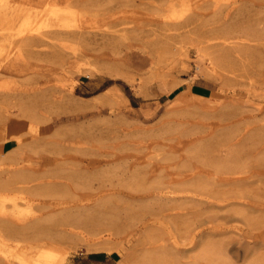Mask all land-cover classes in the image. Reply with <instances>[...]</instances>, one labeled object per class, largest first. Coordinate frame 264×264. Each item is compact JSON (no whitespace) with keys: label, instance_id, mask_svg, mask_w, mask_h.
<instances>
[{"label":"rangeland","instance_id":"1","mask_svg":"<svg viewBox=\"0 0 264 264\" xmlns=\"http://www.w3.org/2000/svg\"><path fill=\"white\" fill-rule=\"evenodd\" d=\"M172 2L173 7L167 9L168 3ZM40 13L43 14L39 17ZM214 45L215 48H212ZM188 90L210 98L209 101L204 100L208 101L204 109H189L193 95ZM182 92L181 98L177 99ZM27 106L32 107L30 111ZM21 108L34 113L36 118L38 115V119L32 118V122L29 117L11 121L5 119L7 113H18ZM0 118V122L5 119L0 125L3 127L0 144L2 141L4 143L0 148L5 147L8 151L35 138L40 140L30 143L34 145L27 147L28 150H23L26 162L33 166L40 164L34 173L41 180L4 189L2 185L9 184L10 180L7 176L0 180V211L4 209L19 216L21 231L27 232L21 235V239L26 242L17 240L20 243H15L33 248L25 253L29 264H90V256L96 252L104 256L101 264H192V258L201 250L202 243L196 238L191 247L189 230L199 220H208L212 216L217 219L210 223L205 221L199 230L208 224L204 230L209 229L206 232L211 234L212 240L219 243L225 240L221 242L225 258H219L218 264H264V226H260L264 223V182L261 184L258 182L259 176H254V173L264 175V0H0ZM43 136L48 138L44 140ZM61 138L65 139L64 142L60 141ZM51 142L56 145H51ZM71 146L78 147V150L73 148V153ZM85 148L93 150L87 151ZM95 155L98 157L95 158ZM63 161L65 167H62ZM224 161L234 163L236 169L234 164L232 166ZM211 162L216 163L215 166ZM110 163L114 165V171L110 170ZM248 163L250 167L246 165L245 170L241 164L245 166ZM47 164L50 165L47 167ZM217 164H221L220 167ZM221 167L224 172L220 170ZM250 168L252 171L249 172ZM82 169L88 174L80 171ZM230 170L233 172L228 174ZM66 171H70V174ZM102 172L107 173L106 176ZM235 172L238 177L234 175ZM34 173H29L31 176L27 173L28 178H35ZM47 173L53 178L72 174L75 178L70 181L71 185L78 189L67 188L66 191L64 185H52L53 189H49L51 185L46 186L42 182V178L49 176ZM38 174L43 177H38ZM204 176L210 183L203 179ZM249 176L253 178L252 181ZM242 177H249L251 182L248 181V185L240 182L235 185L232 181L233 185L229 183V187L228 183L218 181ZM78 179L83 181L79 182ZM198 179L203 180L200 182ZM102 180L104 184L101 186ZM253 180L258 186L251 187ZM203 181L207 184H201ZM73 183L78 184L75 186ZM79 183L88 184V187L84 186L85 191ZM160 183L162 186L158 187ZM199 184L204 187H199ZM208 184L215 190L207 189L210 188V185L205 186ZM43 185L47 193H43V190L36 193L35 190ZM217 185H221L220 188L225 185L226 188L222 189L227 192L223 193ZM31 186L34 193L29 190ZM96 186L98 190H95ZM177 186L185 192L182 193ZM196 186L204 189L195 190L198 189ZM156 187L162 188L160 192L156 191ZM236 188L240 193L247 190L248 196L236 193ZM217 190L221 191V196L222 193L228 194L221 198ZM212 192L213 196H210ZM82 193L94 197L78 210L76 203L80 200L77 194ZM214 194L224 200L216 197L217 204L213 199ZM28 197L30 201L25 204L24 200ZM181 198L188 200V203ZM189 199L196 200V205L200 201L207 205L199 204L200 208L193 201V204L190 203ZM56 202L62 204L60 208L46 207ZM94 205L97 207L94 208ZM240 206L244 208L243 211ZM210 208L215 209L207 212ZM205 211L210 214L204 215ZM247 211L252 213L251 217ZM211 212L214 213L211 215ZM238 212L239 216H243L237 217ZM198 213L199 216L196 215ZM224 213L230 215L227 220L223 219L225 223L220 219L227 218ZM46 214L49 216L46 217ZM200 214L206 217L203 219ZM80 215L82 220L79 219ZM50 216L55 218L52 217L53 220L49 222ZM75 217H79L82 225ZM37 218H41V221L36 224ZM258 218H261L260 221ZM133 219L137 222L135 225ZM44 221L47 223L44 224ZM214 222L220 226H215ZM257 223H260V228ZM39 225L42 227L39 228ZM56 225L62 226V230ZM70 227L75 230L74 234L67 233ZM30 237L31 240L28 239ZM2 243L0 240V264H5L8 254L4 258ZM173 247L182 251L175 255L177 252L172 250ZM178 255L182 258L180 263H177ZM198 263L205 264L203 261L195 264Z\"/></svg>","mask_w":264,"mask_h":264},{"label":"bare ground","instance_id":"2","mask_svg":"<svg viewBox=\"0 0 264 264\" xmlns=\"http://www.w3.org/2000/svg\"><path fill=\"white\" fill-rule=\"evenodd\" d=\"M179 1H182V0H179ZM52 2V1H51ZM74 4V3H73ZM77 4V3H76ZM173 2L172 3H168V5H167V9L169 8H171V7H173ZM47 5H49V4H47ZM77 5H79V4H77ZM71 6V5H70ZM76 6V5H75ZM71 8V7H70ZM70 8H68V9H70ZM67 9V8H66ZM35 10H37V9H34V11ZM72 10V9H71ZM240 13H242V12H240ZM37 14V13H36ZM41 15H39V17L40 16H42V14L43 13H40ZM26 15V14H25ZM28 15L30 16V14L28 13ZM242 15H244V14H242ZM28 16V17H29ZM59 16V15H58ZM24 18V17H23ZM26 18H27V15H26ZM36 18H37V16H36ZM24 20V19H23ZM38 20V19H37ZM65 20V19H64ZM26 21H28V20H26ZM25 21V22H26ZM60 21V20H59ZM30 22V21H29ZM67 22V21H66ZM36 23V22H35ZM31 25V24H30ZM34 26V25H33ZM175 26V25H174ZM28 27H29V25H28ZM31 28H32V26H31ZM229 29V28H228ZM231 29V28H230ZM236 30V29H235ZM228 31V30H227ZM229 32V31H228ZM227 32V33H228ZM232 32V31H231ZM217 33V32H216ZM214 36V35H213ZM215 37V36H214ZM212 38V37H211ZM217 39V38H216ZM22 40H25V39H22ZM32 41V40H31ZM33 42V41H32ZM38 42V41H37ZM35 43V42H34ZM235 43V42H234ZM211 46H213V45H211ZM215 46L216 45H214V47H212V48H215ZM217 46L219 47V49L221 48L218 44H217ZM222 46V45H221ZM255 47V46H254ZM209 48H211V47H209ZM208 48V49H209ZM211 48V49H212ZM226 49V48H225ZM222 50V49H221ZM211 51V50H210ZM214 51V49H212V52ZM223 51V50H222ZM222 51H221V53H222ZM225 52H226V50H225ZM223 53H224V51H223ZM214 54V53H213ZM216 54V53H215ZM224 57V56H223ZM226 57V56H225ZM228 58V57H227ZM208 59H210V58H208ZM215 59V58H214ZM213 59V60H214ZM211 60V59H210ZM210 62V61H209ZM214 62H215V60H214ZM211 63H212V61H211ZM211 63H209V64H211ZM28 92V91H27ZM188 92H190L192 95H193V98H192V101L189 103V109L190 108H194V110L196 111V110H199L200 108H203V107H205L207 104H205V102L207 103L209 100H210V98L209 97H204V96H202V95H199V94H196V93H194V92H192L191 90H188ZM183 95V92L182 93H180V94H178L177 95V99H180L181 98V96ZM15 99V98H14ZM194 99H196V100H194ZM39 100V99H38ZM204 100H208V101H204ZM33 102H35V101H33ZM37 102V101H36ZM42 102V101H41ZM33 104V103H32ZM41 104V103H40ZM228 105V104H227ZM231 105V104H230ZM32 106V105H31ZM191 106V107H190ZM225 106V105H224ZM223 106V107H224ZM13 107V106H12ZM15 107V106H14ZM28 108H29V111H30V109L32 108V107H30V106H27ZM26 107V108H27ZM40 106H38L37 108H39ZM210 107V106H209ZM208 107V108H209ZM232 107H233V105H232ZM247 107V106H246ZM41 108H43V107H41ZM213 108V107H212ZM233 108H235V107H233ZM237 108V107H236ZM34 109V108H33ZM32 109V110H33ZM204 109V108H203ZM211 109V108H210ZM241 109V108H240ZM24 110H25V108H24ZM27 110V109H26ZM206 110H208V109H206ZM34 111V110H33ZM199 112V111H198ZM5 113V112H4ZM3 113V114H4ZM29 113V114H28ZM40 113V112H39ZM43 113V112H42ZM200 113V112H199ZM202 113V112H201ZM214 113V112H213ZM234 113V112H233ZM33 114L34 113H32V112H26V111H23L22 110V108H21V110L19 109V112L17 113H13V112H11L10 114H8L7 113V115H6V118L5 119H7V120H15L16 118H19V117H21L22 119H23V117H26V119H27V117H29V118H31V122L33 121L32 120V118H36V117H34L33 116ZM206 114V113H205ZM209 114H211V113H209ZM208 114V115H209ZM232 114V113H231ZM231 114H229V115H231ZM235 114H236V112H235ZM234 114V115H235ZM238 114V113H237ZM5 115V114H4ZM4 115H2L3 117H5ZM40 115V114H39ZM204 115V114H203ZM212 115V114H211ZM241 115H242V113H241ZM41 116H43V115H41ZM46 116V115H45ZM205 116H207V114L205 115ZM210 116V115H209ZM233 116V115H232ZM231 116V117H232ZM3 117H1V118H3ZM228 118L230 117V116H227ZM237 117V116H236ZM0 118V119H1ZM20 118V119H21ZM48 118H49V116H48ZM233 118V117H232ZM234 118H235V116H234ZM5 119H2L3 121L2 122H0L1 124L0 125H2V123L3 122H5ZM26 119L24 120V121H26ZM38 119V115H37V118H36V120ZM41 119V118H40ZM39 119V122L41 121L42 122V120H40ZM42 119H45V118H42ZM229 119H231V118H229ZM17 120V119H16ZM232 120V119H231ZM29 121V120H28ZM35 121V120H34ZM50 121H52V120H50ZM9 122V121H8ZM7 122V123H8ZM44 122H46V121H44ZM49 122V120L47 121V123ZM25 123V122H24ZM28 123V122H27ZM34 123H37L38 124V122H34ZM46 123V124H47ZM14 124H16V123H14ZM13 124V125H14ZM36 124V125H37ZM8 125H11V124H8ZM12 125V126H13ZM6 126V125H5ZM15 126V125H14ZM13 126V127H14ZM39 126V125H38ZM11 126H9V128H8V126H7V128L8 129H11V130H13L12 128H10ZM24 127H26V126H24ZM38 128V127H37ZM25 129H27V128H25ZM33 129H35V128H33ZM2 130H3V127L2 126H0V132H2ZM15 130V129H14ZM28 130H31V129H28ZM37 130V129H36ZM60 130V129H59ZM69 130V129H68ZM8 131V130H7ZM6 131V132H7ZM63 131V130H62ZM76 131V130H75ZM78 131V133H79V130H77ZM85 131V130H84ZM4 132V131H3ZM17 132V131H16ZM16 132H14V134L16 133ZM32 132V131H31ZM34 132V131H33ZM38 132V131H37ZM56 132V131H55ZM61 132V131H60ZM64 132H67V131H64ZM71 132H74L73 130L71 131ZM11 134H13L12 132H10ZM27 133H28V131H27ZM49 133V132H48ZM47 133V134H48ZM63 133V132H62ZM68 133H69V131H68ZM67 133V134H68ZM75 133V132H74ZM10 134V135H11ZM20 134V133H19ZM26 134V133H25ZM51 134V133H50ZM50 134L48 135L49 136V139H51L50 138ZM53 134H54V132H53ZM60 134V133H59ZM81 134V133H80ZM17 135H18V133H17ZM64 135H66V134H64ZM63 135V136H64ZM68 135H71L70 137H72V134H68ZM82 135H84V134H82ZM5 136V135H4ZM7 136H9V135H7ZM25 137H26V135H24ZM23 136V137H24ZM48 136H45V137H47L48 138ZM54 136H56V135H54ZM58 136V135H57ZM73 136H75V134L73 135ZM12 137V136H11ZM11 137H9V138H11ZM19 137V136H18ZM44 137V136H43ZM44 137V140L45 139H47V138H45ZM66 137H68V136H66ZM86 137V136H85ZM84 137V138H85ZM90 137V136H89ZM88 137V138H89ZM20 138H21V136H20ZM31 138H32V136H31ZM33 138H34V136H33ZM32 138V139H33ZM55 138V137H54ZM53 138V139H54ZM57 138V137H56ZM55 138V139H56ZM59 138H60V136H59ZM65 138V137H64ZM69 138V137H68ZM74 138V137H73ZM83 138V137H82ZM92 138V137H91ZM8 139V138H7ZM29 138H27V140H28ZM38 139V138H37ZM36 138H35V140L33 141H30V143H34V142H36V141H40V140H37ZM76 139V138H75ZM78 139V138H77ZM87 139V138H86ZM12 140V139H11ZM21 140V139H20ZM31 140V139H30ZM41 140H42V138H41ZM59 140V139H58ZM63 140V141H62ZM64 140L65 139H62L61 138V140L60 141H62V142H64ZM71 140H72V138H71ZM8 141H10V140H8ZM47 141V140H46ZM53 141V140H52ZM67 141V140H66ZM70 141V140H69ZM74 140H72V142H73ZM78 141V140H77ZM81 141V140H80ZM4 142H6V141H4ZM41 142H44V141H41ZM49 142V141H48ZM58 142V141H57ZM71 142V143H72ZM27 144H20V145H22V146H18L17 148H13V149H11V150H5V147H1L0 148V180H2V179H4L5 178V176H7L8 178H9V180H10V182H9V184H4V185H2L3 187V189H4V187H10L11 185H15V184H24V185H28V184H31L32 182H34V181H36V180H41V178H37L36 177V175H35V173L34 172H37L38 171V169H39V165L40 164H38V165H35V166H33V165H31L30 163H28V162H26V155H25V152H24V150L23 149H25L26 148V150H28L27 149V147H30L31 146V144L29 143V142H26ZM55 143V142H54ZM54 143H52L51 142V145L53 144V145H56V143L54 144ZM74 143V142H73ZM2 144H4L3 143V141H2V143L0 144V145H2ZM17 144H18V142H17ZM44 144V143H43ZM48 144V143H47ZM46 144V145H47ZM58 144V143H57ZM59 144H60V142H59ZM67 144V143H66ZM84 144V143H83ZM34 145V144H33ZM32 145V146H33ZM48 145H50V144H48ZM47 145V146H48ZM63 145H64V143H63ZM72 145V144H71ZM98 145V144H97ZM31 146V147H32ZM39 146V145H38ZM81 147H82V145H80ZM86 146V145H85ZM99 147H100V145H98ZM40 147H41V145H40ZM39 147V148H40ZM43 147H44V145H43ZM52 148H54V146H51ZM56 147V146H55ZM81 147H79V149L81 148ZM35 148V147H34ZM45 148V147H44ZM44 148H42V149H44ZM50 148V147H49ZM48 147L46 148V149H49ZM52 148H50V150L52 149ZM62 148V147H61ZM63 148H64V146H63ZM66 148V147H65ZM71 150H72V152L73 151H75V150H73V146H71ZM77 148V150H78V147H76ZM76 148H74V149H76ZM83 149H84V147H82ZM89 148V147H88ZM30 149V148H29ZM36 149V148H35ZM37 149H38V147H37ZM41 149V148H40ZM39 149V150H40ZM55 149V148H54ZM68 149V148H67ZM66 149V151H68ZM82 149V152L83 151H85V150H87L86 148H85V150H83ZM31 150V149H30ZM65 150V149H64ZM70 150V149H69ZM76 150V151H77ZM81 150V149H80ZM89 150H91V149H89ZM89 150H87V151H89ZM93 150V149H92ZM91 150V151H92ZM102 150V149H101ZM41 151V150H40ZM49 151V150H48ZM61 151V150H60ZM98 150H96V152H97ZM30 152V151H29ZM36 152H38V151H36ZM46 152H47V150H46ZM56 152H57V149H56ZM62 152V151H61ZM69 152V151H68ZM71 152V151H70ZM69 152V153H70ZM28 153V152H27ZM35 152L33 151V153L32 154H34ZM42 153H43V151H42ZM53 153V152H52ZM65 153V152H64ZM74 153V152H73ZM84 153V152H83ZM90 153V152H89ZM38 154V153H37ZM36 154V155H37ZM43 154H45V153H43ZM49 155H51L52 156V154L51 153H48ZM59 154H60V152H59ZM67 154V153H66ZM78 154V152H76V155ZM95 154V153H94ZM97 154V153H96ZM35 155V154H34ZM54 155V154H53ZM62 155H63V152H62ZM83 155H85V154H82V155H78V156H83ZM88 155H90V154H88ZM59 156H61V155H59ZM66 156V155H65ZM86 156V155H85ZM67 157V156H66ZM69 157H71L70 155H69ZM68 157V158H69ZM73 157V156H72ZM87 157V156H86ZM89 157V156H88ZM91 157H94V156H91ZM96 157H98V156H96L95 155V158ZM61 158V157H60ZM65 158V157H64ZM67 159V158H66ZM54 160V159H53ZM57 160H58V157H57ZM62 160H65V159H62ZM61 160V161H62ZM84 160V159H83ZM240 160V159H239ZM66 161V160H65ZM70 161V163H71V160H68V162ZM98 161V160H97ZM232 161H234L233 159H232ZM241 161H244L243 159L241 160ZM247 161V160H246ZM245 161V163H247ZM250 161V160H249ZM248 161V162H249ZM55 162V161H54ZM76 162H79V161H76ZM225 162V161H224ZM231 162V161H230ZM238 162H240V161H238ZM34 163H36V162H34ZM40 163V162H39ZM59 163H61V162H59ZM66 163V162H65ZM82 163V162H81ZM116 163V162H115ZM114 163V164H115ZM218 163V162H217ZM225 163H229V162H225ZM235 163H236V161H235ZM251 163V162H250ZM250 163H248V164H245V166H244V164H241V165H243L242 167H247L246 165H248L249 167H250ZM33 164V163H32ZM50 164H52V163H50ZM50 164H47V167L50 165ZM61 164H63V166L62 167H65L64 166V161H63V163H61ZM66 164H68V163H66ZM73 164H75V163H73ZM73 164H71L72 165V167L73 166H75V165H73ZM83 164V163H82ZM103 164V163H102ZM106 164V163H105ZM111 164V163H110ZM211 164H212V162H211ZM216 164V163H215ZM215 164H212V166L214 165L215 166ZM223 164V163H222ZM230 164V163H229ZM234 164V163H233ZM233 164H230V165H232L233 166ZM252 164H255L254 162H252ZM258 164H260L259 163V161H258ZM257 164V165H258ZM56 165V164H55ZM84 165V164H83ZM82 165V166H83ZM106 165H108V164H106ZM208 165H210V163L208 164ZM220 165L221 164H217L216 166L217 167H220ZM225 165V164H224ZM79 166H81V165H79ZM110 166V165H109ZM111 169L110 170H113L114 171V168H113V166L114 165H112L111 164ZM226 166V165H225ZM232 166H229V167H232ZM236 166H237V164H236ZM238 166H239V164H238ZM237 166V167H238ZM259 166V165H258ZM257 166V167H258ZM262 165H260V167H261ZM51 167V166H50ZM53 167V166H52ZM95 167V166H94ZM100 167H102V166H100ZM223 167V166H222ZM221 167V168H222ZM234 167H235V164H234ZM234 167H232V168H234ZM240 167V166H239ZM255 168H256V166H254ZM46 168V167H45ZM53 168H55V167H53ZM56 168H58L57 166H56ZM77 168V167H76ZM76 168H74V170L76 169ZM80 168V167H79ZM82 168V167H81ZM105 168H107V167H105ZM109 168V167H108ZM113 168V169H112ZM220 168V170L222 171L223 170V168L221 169ZM225 169H226V167H224ZM243 168V169H244ZM253 168V167H252ZM42 169H44V167L42 168ZM50 169H52V168H50ZM63 169V168H62ZM66 169H67V167H66ZM65 169V170H66ZM69 169V168H68ZM84 169H88L87 167H84ZM103 169V168H102ZM228 169V168H227ZM235 169H236V167H235ZM238 169V168H237ZM249 169V168H248ZM56 170V169H55ZM100 170V169H99ZM109 170V169H108ZM234 170V169H233ZM245 170H246V168H245ZM253 170H255V169H253ZM49 171V170H48ZM61 171H63V170H61ZM68 171V170H67ZM67 171H66V173H67ZM80 171H83V169L82 170H80ZM80 171H78V172H80ZM89 171V170H88ZM97 171V170H96ZM101 171V170H100ZM237 171V170H236ZM239 171H241L240 169H239ZM243 171V170H242ZM241 171V172H242ZM250 171H252L251 170V168H250V170H249V172ZM44 172H45V170H44ZM44 172H40L41 174H43V175H45V173ZM46 172H47V170H46ZM49 172H53L52 170L51 171H49ZM63 172H65V171H63ZM77 172V171H76ZM84 173H85V170L83 171ZM87 172V171H86ZM92 172V171H91ZM108 172V171H107ZM112 172V171H111ZM110 172V173H111ZM222 172H224V171H222ZM233 171H231L230 170V172L228 171L227 173L229 174H231ZM245 172V171H244ZM27 173L29 174H33L34 173V175H35V178H32L31 179V175L29 176V178H28V176H27ZM65 173V174H66ZM71 173H73L72 171H71ZM95 173L96 172H94V176H95ZM103 174H104V172H102ZM113 173V172H112ZM226 173V172H225ZM224 173V174H225ZM248 173V172H247ZM41 174H38V177H43V176H39V175H41ZM49 176H46V178H42V182H43V184H47L46 186H49V185H51L50 187H52V185L54 186V185H59V186H61V185H64L65 187H66V189L67 188H73L72 187V181L71 180H73L75 177L73 176L72 177V174H71V176H69V175H67V176H54L53 174V176H54V178L53 177H51V174H49V173H47ZM58 174V173H57ZM64 174V173H63ZM67 174H70V171L67 173ZM75 173H73V175H74ZM85 174H88V173H85ZM101 174V173H100ZM107 174V173H106ZM106 174H104L105 176H106ZM221 174H223V173H221ZM236 174V172L234 173V175ZM60 175H61V173H60ZM83 175V174H82ZM92 175V174H91ZM91 175H89L90 177H92ZM104 175H101V176H104ZM217 175V174H216ZM219 175V174H218ZM225 175H227V174H225ZM76 176V175H75ZM77 176H78V174H77ZM88 176V177H89ZM100 176V177H101ZM199 176V175H198ZM202 176V175H201ZM227 176H229V175H227ZM236 176H237V174H236ZM239 176H240V173H239ZM254 176H259V178H260V180L258 179V182L260 181L261 182V184H262V182H264V175H261V174H257V173H254ZM6 177V178H7ZM98 177V176H97ZM200 177V176H199ZM223 177V176H222ZM238 177V176H237ZM244 177V176H243ZM235 178V179H230V178H228V179H218V181L219 182H222V183H230V184H232L233 185V183H231L232 181L233 182H235V185H237V183H241V184H246L247 183V185H248V183H250L251 181H252V179L253 178H251L250 176V178H251V181L250 180H248V178ZM78 178V177H77ZM80 178H81V176H80ZM197 178V177H196ZM206 178V176H204V178L203 179H205ZM216 178V177H215ZM214 178V179H215ZM217 178H218V176H217ZM256 178V177H255ZM254 178V179H255ZM83 179V178H82ZM87 179V178H86ZM95 179V178H94ZM102 179H104L103 177H102ZM203 179H198V180H200V182L203 180ZM208 179V178H207ZM77 180V179H76ZM88 180V179H87ZM87 180H85V181H87ZM90 180H92L91 178H90ZM95 180H97V178L95 179ZM94 180V181H95ZM105 180V179H104ZM104 180H102V182L104 181ZM107 180V179H106ZM110 180V179H109ZM212 180V179H211ZM5 181H6V179H5ZM66 181H68V182H66ZM71 181V182H70ZM75 181V180H74ZM78 181H79V179H78ZM80 181H83V180H80ZM79 181V182H80ZM84 181V182H85ZM93 181V180H92ZM91 181V182H92ZM99 181V180H98ZM100 181H101V178H100ZM108 181V180H107ZM111 181V180H110ZM162 181V180H161ZM194 181V180H193ZM192 181V183H194V182H196V184H197V181H194L193 182ZM205 181L206 182H208L206 179H205ZM205 181H203L201 184H207V183H204ZM248 181H250V182H248ZM77 182V181H76ZM109 182V181H108ZM199 182V181H198ZM0 183H1V181H0ZM88 183V182H87ZM87 183H85V184H87ZM97 183V182H96ZM157 183V182H156ZM183 183H185V184H187L188 182H183ZM208 183H210V181L208 182ZM213 183V182H212ZM211 183V185L213 186V184ZM253 184H251V187H252V185H257V183L255 184V182H254V180H253V182H252ZM3 184V183H2ZM38 184H39V182H38ZM38 184H36V185H38ZM78 183H73V185H77ZM80 185H81V183H79ZM88 184H90V181H89V183ZM88 184L87 185H81L82 187H88ZM98 184V183H97ZM101 184V183H100ZM104 184V182L101 184V186ZM107 184V183H106ZM112 184V183H111ZM185 184H184V186H185ZM196 184H193L194 186L196 185ZM201 184H199L200 186L199 187H201V186H203V185H201ZM230 184H229V187H230ZM34 185V184H33ZM42 185V184H41ZM92 185H94L93 183H92ZM99 185V184H98ZM109 185V184H108ZM160 185V186H159ZM159 185H157L158 187H161L162 186V184L160 183ZM179 185H181V184H179ZM183 185V184H182ZM181 185V186H182ZM188 185H189V183H188ZM188 185H186V190L190 193V190H188L187 189V186ZM198 185V184H197ZM210 184H208V185H205L206 187L207 186H209ZM210 185V188L212 187ZM216 185V184H215ZM225 185H227V184H225ZM225 185H222V187L220 188V186L219 185H217V186H219V189H222ZM234 185V186H235ZM250 185V184H249ZM63 186V189L65 188ZM79 186V185H78ZM156 186V185H155ZM172 186V185H171ZM184 186H182V187H184ZM233 186V187H234ZM258 186V185H257ZM34 187H36L35 185H34ZM38 187V186H37ZM36 187V188H37ZM41 187V186H40ZM38 188V190H35L36 191V193H40V191L42 192V190H43V193L44 192H46L47 193V191H44L45 189H46V187H44V185H43V187H41V188ZM49 187V189H53V187L52 188H50ZM85 187H84V190L83 191H85L86 189H85ZM90 187H91V185H90ZM89 187V188H90ZM104 187H107V185L106 186H104ZM103 187V188H104ZM170 187V186H169ZM176 187V186H175ZM182 187H180L181 189H182ZM189 187V186H188ZM197 187V186H196ZM204 187V186H203ZM205 187V188H206ZM214 187H216V186H214ZM233 187H232V189H233ZM240 186H238V188H239ZM260 187V186H259ZM258 187V193H259V188ZM23 188V187H22ZM26 188V187H25ZM29 188V187H28ZM33 186H31L30 188H29V190L31 189L32 191H33ZM43 188V189H42ZM61 188V187H60ZM75 188V187H74ZM73 188V189H74ZM79 188H81L80 186H79ZM99 188H100V185H99ZM98 188V189H99ZM102 188V189H103ZM153 188H155V187H153ZM164 188V187H163ZM171 188V187H170ZM178 186H177V189H180ZM191 189L193 188L192 186L190 187ZM198 188V187H197ZM207 188V189H209V190H215V188ZM217 188V187H216ZM224 188H226V187H224ZM223 188V189H224ZM235 188V187H234ZM238 188H236L237 189V192L236 191H234V190H232V193L233 192H236V193H238V194H240V195H242V194H247V190L246 191H244V193H240V192H238ZM242 189H244L243 188V186L241 187ZM246 188V187H245ZM253 188H255L254 186H253ZM2 189V190H3ZM12 189V188H11ZM20 189H21V187H20ZM35 189V188H34ZM63 189H62V191H63ZM76 190L78 189V188H75ZM82 189V188H81ZM90 189H93V188H90ZM97 189V186H96V188H95V190ZM97 189V190H98ZM101 189V188H100ZM159 189H162V188H157L156 187V191H158ZM174 189H176V188H174ZM180 189V190H181ZM195 190H200V189H204V188H198V189H196V188H194ZM206 189V190H207ZM223 189H222V191H223ZM240 189V188H239ZM256 189H257V187H256ZM6 190V189H5ZM23 190H24V188H23ZM29 190H27L26 189V191H28L29 192ZM47 190V189H46ZM65 190V189H64ZM180 190H178L179 192H180ZM226 190H228V189H226ZM251 190H253V189H251ZM7 191V190H6ZM9 191H10V189H9ZM38 191V192H37ZM55 191H57L56 189H55ZM59 191V190H58ZM57 191V192H58ZM62 191H61V193H62ZM66 191H68V189L66 190ZM74 191V190H73ZM80 191H82V190H80ZM82 191V192H83ZM168 191H170V190H168ZM218 191V190H217ZM231 191V190H230ZM240 191H241V189H240ZM11 192V191H10ZM51 192V191H50ZM49 192V193H50ZM57 192H55V193H57ZM75 192V191H74ZM79 192V191H78ZM159 192H160V190H159ZM181 192H182V190H181ZM183 192H185V191H183ZM182 192V193H183ZM197 192V191H196ZM196 192H192L193 194H195ZM199 192H201V191H199ZM219 192V191H218ZM221 192V191H220ZM218 193L219 195V197H223L224 196V198H225V195H227L228 193H226V194H224L223 195V193L224 192H227V191H223V193H222V196H221V193ZM229 192V191H228ZM248 192H249V190H248ZM33 193H34V191H33ZM48 193V194H49ZM58 193H60V192H58ZM187 193V192H186ZM198 193V192H197ZM202 193H205L204 191L202 192ZM209 193V192H208ZM211 193V192H210ZM209 193V194H210ZM217 193V192H216ZM236 193H233V194H235V195H237ZM257 193V192H256ZM257 193V194H258ZM32 194V193H31ZM51 194H53L52 192H51ZM154 194V193H153ZM199 195L201 194V193H198ZM198 194H197V196H198ZM229 194H231V192L229 193ZM32 195H34V194H32ZM41 195H42V193H41ZM54 195V194H53ZM56 195V194H55ZM58 195V194H57ZM64 194H62V196H63ZM102 195V194H101ZM151 195V194H150ZM155 195V194H154ZM203 195V194H202ZM207 195V194H206ZM205 195V196H206ZM215 195H217V194H214V202H216L215 201V198L217 197L218 199H219V197L218 196H215ZM234 195V196H235ZM250 195V194H249ZM37 196V195H36ZM49 196H51L50 194H49ZM78 196V197H77ZM77 198H79V200H80V202L77 200V203H76V207H78V210H79V207H82L83 206V208H84V206H86L87 205V202L88 201H90V200H92L93 199V195L92 194H84V193H82V194H77ZM156 196V195H155ZM159 196V195H158ZM184 196V195H183ZM186 197H187V195H185ZM210 196H213V192H212V194L210 195ZM232 196V195H231ZM247 196H248V194H247ZM254 196V195H253ZM252 196V197H253ZM257 196V195H256ZM260 196H262V194L261 195H259L258 197H260ZM37 197H40V196H37ZM57 197V196H56ZM157 197V196H156ZM188 197H189V195H188ZM203 197V196H202ZM208 197V196H207ZM51 198H53L52 196H51ZM160 198V197H159ZM179 198V197H178ZM191 199H193L192 197H190ZM195 198V197H194ZM204 198V197H203ZM211 198V197H210ZM217 198H216V200H217ZM220 198V199H221ZM224 198L223 199H221V200H224ZM227 198H228V196H227ZM256 198V197H255ZM262 198H264V196H262ZM32 199V198H31ZM39 199H41V198H39ZM101 199V198H100ZM103 199V198H102ZM172 200H173V198H171ZM177 199V198H176ZM176 199H174V200H176ZM182 200H184L183 198H181ZM188 199V198H187ZM197 199V198H196ZM200 199V198H199ZM209 199V198H208ZM213 199H210V200H212L213 201ZM219 199V200H220ZM235 199V198H234ZM16 200H17V198H16ZM198 200V199H197ZM203 200V199H202ZM204 200H205V198H204ZM203 200V201H204ZM232 200V199H231ZM255 200V199H254ZM257 200H258V198H257ZM18 201V200H17ZM29 197L27 198V199H25L24 200V203L26 202L27 204L29 203ZM181 201V200H180ZM185 201H186V199H185ZM188 201V200H187ZM186 201V202H187ZM191 201H193V200H191ZM190 201V199H189V202L190 203H192ZM207 201V200H206ZM209 201V200H208ZM235 201V203H236V200H234ZM233 201V202H234ZM35 202V201H34ZM65 202V201H64ZM85 202V203H84ZM91 202V201H90ZM98 202V201H97ZM186 202H184V203H186ZM194 202V205H196L195 203L197 202L196 200H194L193 201ZM201 202V201H200ZM200 202H198L199 204H201L202 206H203V204H206V202L205 203H200ZM218 202V201H217ZM216 202V203H217ZM227 202V201H226ZM230 202H232V201H230ZM229 202V203H230ZM232 202V203H233ZM240 202V201H239ZM246 202V201H245ZM244 202V203H245ZM25 203V204H26ZM42 203V202H41ZM75 203V202H74ZM99 203H100V201H99ZM103 203H104V201H103ZM107 203V202H106ZM188 203V202H187ZM222 203V201L220 202V204ZM228 203V202H227ZM23 204V203H22ZM33 204V203H32ZM53 204V205H52ZM52 204H49V205H47L46 207H51V208H53V209H55V208H60V206L62 205V204H59V202H56V203H52ZM67 204V203H66ZM97 204V203H96ZM193 204V203H192ZM199 204H197L196 206L198 207V205ZM218 204V203H217ZM220 204H219V208H220ZM231 204V203H230ZM17 205V204H16ZM101 205H102V203H101ZM207 205V204H206ZM222 205V204H221ZM224 205H226V204H223V206ZM233 205V204H232ZM239 205V204H238ZM243 205V204H242ZM100 206V205H99ZM228 206V205H227ZM95 207H97V206H95L94 205V208ZM192 207H193V205H192ZM195 207V206H194ZM199 207H200V205H199ZM210 207V206H209ZM209 207H207V208H209ZM241 207V206H240ZM247 207H248V205H247ZM20 208V207H19ZM50 208V209H51ZM75 208V207H74ZM73 208V209H74ZM201 208V207H200ZM225 208V207H224ZM233 208H235V206L233 207ZM49 209V208H48ZM77 209V208H76ZM82 209V208H81ZM88 209V208H87ZM89 209H91V208H89ZM88 209V210H89ZM191 209V208H190ZM205 209V208H204ZM214 209L215 208H210L209 210L207 209V212H209L210 210H212V211H214ZM228 209H230V206H229V208ZM231 209H232V207H231ZM241 210L242 209H244V208H240ZM44 210H45V208H44ZM46 210H47V208H46ZM88 210H84V211H86V212H88ZM97 210V209H96ZM225 209H223V211H224ZM236 210H238V208L236 207ZM77 211V210H76ZM106 211H108V210H106ZM218 211H220V210H218ZM218 211H216V212H218ZM239 211V210H238ZM243 211V210H242ZM242 211H240L241 213H243ZM246 211V210H245ZM244 211V212H245ZM46 212V211H45ZM77 212H79V211H77ZM77 212H75L76 214H77ZM85 212V213H86ZM103 212V211H102ZM206 212V211H205ZM204 212V213H205ZM207 212L204 214V215H208V214H210V213H208L207 214ZM215 212V213H216ZM222 212V211H221ZM221 212H219V213H217V214H219V215H222V213ZM234 212H236L235 211V209H234ZM233 212V210H232V213L234 214V216H235V213ZM256 212V211H255ZM255 212H254V214H255ZM260 212V211H259ZM74 213V214H75ZM101 213V212H100ZM212 213H214V212H211V215H212ZM226 214H227V212H225ZM224 213V214H225ZM247 213H248V211H247ZM251 213V212H250ZM250 213H248L249 215H250V217L252 216V213L250 214ZM262 213V212H261ZM39 214V213H38ZM50 214V213H49ZM54 214V213H53ZM56 214V213H55ZM83 214H84V212H83ZM89 214H90V212H89ZM89 214H87V215H89ZM99 214V213H98ZM111 214V213H110ZM225 214V215H226ZM239 214V212L237 213V215ZM245 214H246V212H245ZM50 215H52V214H50ZM69 215V214H68ZM73 215V214H72ZM106 215V214H105ZM105 215H103V216H105ZM115 215V214H114ZM117 215V214H116ZM120 215V214H119ZM118 215V216H119ZM184 215H186V213L184 214ZM197 216H199V213L198 214H196ZM242 215V214H241ZM243 215H244V213H243ZM242 215V216H243ZM247 215V214H246ZM246 215H244V216H246ZM262 215H264V214H262ZM41 216V215H40ZM49 215H47L46 214V217H48ZM58 216V215H57ZM65 216V215H64ZM64 216H63V218H64ZM74 216V215H73ZM76 216V215H75ZM81 216V215H80ZM84 216V215H83ZM92 216V215H91ZM98 216V215H97ZM121 216V215H120ZM168 216V215H167ZM187 216H188V214H187ZM187 216H186V218H187ZM200 216H203V215H201L200 214ZM206 216H203L202 218L204 219V217H206ZM223 216V215H222ZM227 216V215H226ZM242 216H237V217H242ZM42 217V216H41ZM53 216H50L48 219H49V222L51 221V219L53 220V218H55V217H53ZM95 218H96V216H94ZM99 217V216H98ZM112 216H110V218H111ZM115 217H117V216H115ZM131 217V216H130ZM171 217V219H172V216H169V218ZM174 217H175V215H174ZM178 217H181V216H179L178 215ZM228 217H230V215L228 214V216H227V218H225V217H220V219H222V221H223V223H225L224 222V220L223 219H225V220H227L228 219ZM248 217V216H247ZM260 217V216H259ZM43 218H45V217H43ZM42 218V219H43ZM62 218V219H63ZM74 218V217H73ZM79 218V217H78ZM77 218V219H78ZM86 218V217H85ZM93 218V217H92ZM101 218V217H100ZM113 218V217H112ZM132 218V217H131ZM136 218V217H135ZM139 218V217H138ZM177 218V216L175 217V219ZM185 218V219H186ZM189 218V217H188ZM216 218V216L215 217H208V220H199L198 221V223L196 224V225H194L193 226V229L190 227V226H188L187 224V226L189 227V228H191V230H189V233H188V237H189V240L188 241H190V245H191V247L194 245V241H195V239L196 238H198V239H200V241H201V243L203 244H201V250L192 258L193 259V263L192 264H195L197 261L199 262V261H203V262H205V264H218L217 263V260L219 261V258H221V259H224L225 258V254H224V247H223V245L221 244V242L222 243H224L225 242V240L224 241H221L220 243L218 242V241H214V240H212L211 239V234H209L208 232H206V231H208V230H204L205 228H207V225H206V227L205 228H203V230H199V228L201 227V226H203L204 225V223H206V222H208V223H210V222H212V220H214ZM254 218V221H255V217H253ZM262 218V217H261ZM260 218V219H261ZM47 218H45V220H46ZM60 219V218H59ZM65 219V218H64ZM69 219V218H68ZM71 219H72V217H71ZM75 219H76V217H75ZM75 219H74V221H75ZM77 219H76V221H77ZM80 220H82V216H81V218H79ZM79 219H78V221L77 222H79ZM88 219V218H87ZM97 220L99 219V218H96ZM143 219H145V218H143ZM181 220L183 219V218H180ZM184 219V220H185ZM194 219H196L197 220V218H195V216H194ZM217 219V218H216ZM215 219V220H216ZM259 219V218H258ZM260 219H259V221H260ZM20 218H19V216L18 215H16L15 213H12V212H7L6 210H2V211H0V240H1V242H3L4 243V248H5V257L4 258H6V254H8V256H7V258L5 259V264H29V258L26 256V254L25 253H27L26 251H32L33 250V248H31L30 249V247H26V246H24V247H21V245H19V244H17V243H20V242H17V240H21V241H23L24 243L26 242L25 240H23V239H21V235H23V234H27V232L25 233V232H23V231H21L22 230V226H21V224H20ZM115 220H117V219H115ZM130 220H132V219H130ZM137 220H139V219H137ZM189 220V219H188ZM245 220H246V217H245ZM251 220V219H250ZM35 221H37L36 222V224L38 223V221H41V218H37V219H35ZM54 221H55V219H54ZM57 221V220H56ZM68 221V220H67ZM70 221V220H69ZM85 221V220H84ZM94 221H96V220H94ZM102 221H103V219H102ZM133 221H135V219H133ZM206 221V222H205ZM218 221V220H217ZM216 221V223H220V221H218L217 222ZM243 221V220H242ZM256 221H257V219H256ZM45 222L47 223V221H44V224H45ZM90 222V219H89V221H88V223ZM92 222V221H91ZM112 222V221H111ZM125 222V221H124ZM129 222V221H128ZM190 222V221H189ZM197 222V221H196ZM246 222H247V220H246ZM249 222V221H248ZM251 222H252V220H251ZM262 222H264V219H262ZM261 222V223H262ZM62 223H63V220H62ZM71 223H74V222H71ZM71 223H69V224H71ZM83 223V222H82ZM82 223L80 224V222H79V224L80 225H82ZM98 223H99V221H98ZM106 223V222H105ZM108 223V222H107ZM120 223V222H119ZM133 224L134 223H137L136 221L135 222H132ZM253 223V222H252ZM54 224V223H53ZM58 224V223H57ZM68 224V225H69ZM75 224V223H74ZM73 224V225H74ZM85 225H86V223H84ZM91 224V223H90ZM93 224V223H92ZM104 224V223H103ZM113 224V223H112ZM121 224V223H120ZM120 224H119V226H120ZM126 224H128V223H125V225ZM130 224H131V222H130ZM140 224V223H139ZM192 224V223H191ZM259 224L260 223H257V227H259ZM35 225V224H34ZM33 225V226H34ZM55 225V224H54ZM64 225H66L67 227H68V225L67 224H64ZM105 225V224H104ZM135 225V224H134ZM145 225V224H144ZM186 225H184V226H186ZM189 225H190V223H189ZM213 225V224H212ZM214 225L216 226L217 225V227H219L218 226V224H215V222H214ZM213 225V226H214ZM250 225H251V223H250ZM58 225H56V227H57ZM77 226H79V225H77ZM76 226V227H77ZM88 226V225H87ZM214 226V227H215ZM222 226V225H221ZM247 226V225H246ZM249 226V225H248ZM251 226H255V224L254 225H251ZM260 226H264V223H262ZM30 227H32V226H30ZM30 227H29V229H30ZM38 227V226H37ZM40 227H42V225L40 226L39 225V228ZM44 227V226H43ZM83 227V226H82ZM109 227V226H108ZM115 227V226H114ZM130 227V226H129ZM250 227V226H249ZM57 228H60V227H57ZM61 228H62V226H61ZM60 228V229H61ZM79 228H80V226H79ZM110 228V227H109ZM132 228V227H131ZM184 228H187V227H184ZM183 228V229H184ZM213 228V227H212ZM254 229H255V227H253ZM260 228V227H259ZM24 229V228H23ZM37 229V228H36ZM74 229H75V226H74ZM74 229H72L71 230V227H70V229H69V231L67 232V233H69V234H74ZM111 229V228H110ZM117 229V228H116ZM123 229V228H122ZM127 229H128V227H127ZM188 229V228H187ZM198 229V230H197ZM201 229V228H200ZM217 229V228H216ZM220 229V231H221V228H219ZM252 229V228H251ZM253 229V230H254ZM39 230V229H38ZM62 230V229H61ZM63 230H64V228H63ZM108 230V229H107ZM197 230V231H196ZM210 230H211V232H212V229L210 228ZM215 230V229H214ZM35 231V230H34ZM55 231V230H54ZM123 231L125 232L126 231V229L124 230L123 229ZM241 231V230H240ZM257 231H258V228H257ZM28 232H29V230H28ZM31 232V231H30ZM45 232V231H44ZM51 232V231H50ZM61 232V231H60ZM119 232H122V231H119ZM210 232V231H209ZM210 232V233H211ZM57 233L59 234V232L57 231ZM77 233V232H76ZM216 233V232H215ZM29 234V233H28ZM33 234V233H32ZM54 234V233H53ZM186 233H184V235H185ZM31 235V234H30ZM35 235V234H34ZM34 235H32V236H34ZM122 235V234H121ZM235 235V234H234ZM27 235H25V237H26ZM54 236H56V235H54ZM61 236V235H60ZM120 236V235H119ZM222 236V235H221ZM29 237V236H28ZM50 237H52V235L50 236ZM62 237V236H61ZM218 237V236H217ZM223 238L224 237H226V236H222ZM235 237H237L236 235H235ZM52 238H56V237H52ZM27 239V238H26ZM28 239H32L31 237L30 238H28ZM51 239V238H50ZM180 239V238H179ZM178 239V240H179ZM197 239V240H198ZM230 239V238H229ZM52 240V239H51ZM184 240V239H183ZM205 240V241H204ZM220 240H222V239H220ZM231 240V239H230ZM15 241L17 242V243H15ZM187 241V242H188ZM226 241H228L227 240V238H226ZM177 242V241H176ZM2 243V244H3ZM49 243V242H48ZM27 244V243H26ZM240 244V243H239ZM31 245H33V244H31ZM39 245V244H38ZM49 245V244H48ZM178 245V244H177ZM238 245V244H237ZM241 245V244H240ZM37 246V245H36ZM198 246H199V244H198ZM233 246V245H232ZM232 246H231V248H232ZM234 246H236V245H234ZM248 246V245H247ZM39 247V246H38ZM43 247V246H42ZM42 247H40V248H42ZM50 247V246H49ZM177 247V246H176ZM176 247H173V249L172 250H175V252H177L175 255H177L178 253H179V251H182V250H179L178 248H176ZM179 247V246H178ZM190 247V246H189ZM226 247H230V246H226ZM3 248V249H4ZM36 248V247H35ZM235 248V247H234ZM226 249H228V248H226ZM194 250V249H193ZM21 251V252H20ZM226 251V250H225ZM232 251V250H231ZM234 252V251H233ZM226 253H227V251H226ZM229 253H231L232 254V252H229ZM228 254V253H227ZM50 255V254H49ZM179 256V255H178ZM189 257V256H188ZM177 258V257H176ZM176 258H174V259H176ZM180 256H179V260L177 259V263H180L179 261H180ZM182 259V258H181ZM183 259H184V257H183ZM175 261V260H174ZM187 262V261H186ZM229 262V261H228ZM189 263V262H188ZM230 263V262H229ZM260 263V262H259ZM175 264V263H174ZM199 264V263H198Z\"/></svg>","mask_w":264,"mask_h":264},{"label":"crops","instance_id":"3","mask_svg":"<svg viewBox=\"0 0 264 264\" xmlns=\"http://www.w3.org/2000/svg\"><path fill=\"white\" fill-rule=\"evenodd\" d=\"M104 260V256L102 253H93L90 256V264H101Z\"/></svg>","mask_w":264,"mask_h":264},{"label":"trees","instance_id":"4","mask_svg":"<svg viewBox=\"0 0 264 264\" xmlns=\"http://www.w3.org/2000/svg\"><path fill=\"white\" fill-rule=\"evenodd\" d=\"M176 93V92H175ZM175 93L174 94H172L171 96H174L175 95Z\"/></svg>","mask_w":264,"mask_h":264}]
</instances>
